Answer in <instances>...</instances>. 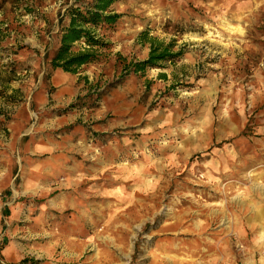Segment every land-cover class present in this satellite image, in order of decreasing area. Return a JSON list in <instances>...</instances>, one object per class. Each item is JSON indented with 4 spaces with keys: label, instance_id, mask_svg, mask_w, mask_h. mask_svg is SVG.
<instances>
[{
    "label": "rangeland",
    "instance_id": "rangeland-1",
    "mask_svg": "<svg viewBox=\"0 0 264 264\" xmlns=\"http://www.w3.org/2000/svg\"><path fill=\"white\" fill-rule=\"evenodd\" d=\"M89 1L0 0V264H264V0H115L53 67Z\"/></svg>",
    "mask_w": 264,
    "mask_h": 264
},
{
    "label": "trees",
    "instance_id": "trees-1",
    "mask_svg": "<svg viewBox=\"0 0 264 264\" xmlns=\"http://www.w3.org/2000/svg\"><path fill=\"white\" fill-rule=\"evenodd\" d=\"M115 0H90L85 5H71L67 8L68 23L61 26L57 48L49 56L55 68L76 73L85 64L98 61L101 50L109 46L102 38L101 31L113 25L119 15L112 13L109 7ZM153 43L148 57L132 66L134 71H143L147 67H158L159 62L177 59L181 53L172 51L173 44L158 41ZM83 41L84 46L75 47V43Z\"/></svg>",
    "mask_w": 264,
    "mask_h": 264
},
{
    "label": "bare ground",
    "instance_id": "bare-ground-1",
    "mask_svg": "<svg viewBox=\"0 0 264 264\" xmlns=\"http://www.w3.org/2000/svg\"><path fill=\"white\" fill-rule=\"evenodd\" d=\"M263 244H264V242H263Z\"/></svg>",
    "mask_w": 264,
    "mask_h": 264
}]
</instances>
